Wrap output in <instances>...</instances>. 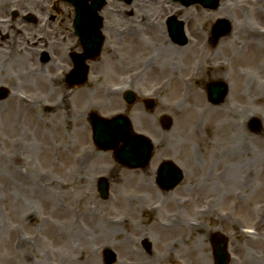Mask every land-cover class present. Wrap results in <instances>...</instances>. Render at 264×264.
<instances>
[{
	"label": "rangeland",
	"instance_id": "374dc122",
	"mask_svg": "<svg viewBox=\"0 0 264 264\" xmlns=\"http://www.w3.org/2000/svg\"><path fill=\"white\" fill-rule=\"evenodd\" d=\"M56 1L0 0V16H6L7 9L18 8L21 12L30 11L41 19V10ZM58 4L62 6V3ZM174 5L169 0H134L131 6L124 7L125 10L134 11L132 27L139 32L134 44L140 51L132 58L124 57L120 65L114 48L129 40L120 42L115 38L116 34L110 38V31H106L107 43L102 61L92 65L87 85L72 94L75 100L71 108L63 103L68 94L60 89L50 92L47 84L41 81L32 83L29 68L24 69L23 66L15 69L7 54L12 48L0 50V63L5 62L7 67L4 68V75L30 83L18 93L10 89L12 94L0 104V264H88V259H79L82 250L77 248L82 236L79 233L85 227L84 220L90 215L101 218L103 214L118 213L121 189H125L122 192L127 197L148 198L150 201L166 197L171 199V204L173 199L182 202L189 200L187 205H181L183 214L179 211L181 220L186 221L188 218L196 219L198 207L206 202L201 196L204 183L206 197L213 199L215 205L221 206L223 203L219 210L223 211L232 203L235 219L238 217L249 223L257 217L256 205L264 201V197L256 199L250 195H256L254 191L259 195V185L264 179V160L263 156L260 157V154H264V144L253 139L250 142L247 137V142L244 141L246 132L234 135L243 119L238 118L233 122L232 112L238 110L244 117L249 111H256L257 115L264 112V107L262 110L259 105L264 102V96H260L263 94L260 83H264V56L255 61L252 57L256 54L254 50L250 52L248 46L243 44L242 50L236 43L253 41L256 46L264 44L257 37L253 39L248 31L264 27V6L256 8L255 0H220L217 10H206L199 5L177 8L186 23L188 44L177 47L179 49L174 56L172 51L157 52L159 44L173 46L168 42L164 22L168 15L176 11ZM118 6L121 5L110 2L105 9L109 16L106 27L115 28L117 15L114 10ZM256 10H260L259 14L255 13ZM213 15H217V18L209 20L208 17ZM108 16L105 14V17ZM145 16L151 18L148 23L153 21L158 24L159 28L154 30L156 33L140 26ZM218 19L230 21L232 31L225 37L231 42L223 47L222 37L217 47L212 46L214 61L227 57L232 59L230 54L234 57L240 54L243 58L238 60L240 62L235 59L231 61L227 71L229 75L219 76L229 86L227 103L224 105L228 110L209 117L204 113L200 99L196 98L197 93L203 96L206 106L214 111L217 106L208 102V82L195 69L203 59L205 44L210 41L211 24ZM236 28L245 29L243 33L247 35H242L238 40ZM25 57L22 61L26 60ZM245 72L247 80L243 75ZM182 81L185 85L181 84ZM127 85L137 92L139 98H154L156 108L149 111L136 104L128 109L122 95L111 99L110 93H119V89ZM250 95L251 108H248L247 97ZM13 96H17L18 100L14 101ZM47 107L50 110H46ZM88 110L107 118L126 112L135 132L146 135L154 143V158L149 172L154 173L159 159L169 158L186 169L184 182L169 196L150 187L139 190L140 185L146 184L145 180L152 183V175L148 176L146 170H124L111 152L100 151L94 145L87 117H80ZM164 115L172 119V125L165 129L161 121ZM260 138L264 139L263 135ZM245 149L249 150L248 155H242ZM213 150L217 154H212ZM233 157H236V162H232ZM226 166L233 167L226 171L229 180L233 181L228 185L229 195L225 200V196L218 195L225 191V187L217 176ZM258 170L263 174L261 179ZM208 172L214 173L210 181L206 179ZM132 174L133 177H129ZM102 176L111 181L110 200L106 203L99 200L97 192V179ZM212 183L214 192L209 187ZM18 192H23V199L25 196L28 198L23 206H18L17 197L12 196ZM103 204H107L108 208L99 211ZM171 208L178 212L175 210L176 204L173 203ZM211 216L204 220L208 230L214 232L221 224L227 225L216 220V211ZM30 217L33 219L29 220ZM152 228L151 231L159 235L154 241L161 247L158 251H162V254H155L156 261L150 264H165L163 243H168L173 237L182 242L177 246L173 260L181 264L210 262L211 246L205 230L198 233L185 230L178 235L171 233L165 237L157 232V228ZM69 253L71 258L68 260Z\"/></svg>",
	"mask_w": 264,
	"mask_h": 264
},
{
	"label": "flooded vegetation",
	"instance_id": "af4514ba",
	"mask_svg": "<svg viewBox=\"0 0 264 264\" xmlns=\"http://www.w3.org/2000/svg\"><path fill=\"white\" fill-rule=\"evenodd\" d=\"M116 10L118 13L115 14L119 18L115 17V28H108L104 24L102 31L105 36V44L107 43L106 31H110V38L116 34L115 38H118L120 42L124 41V39L129 40L127 41L128 43H123L120 46L116 45L114 48L118 62L121 65L124 57L132 58L137 51H140L134 44L137 40L136 34H139V32H136L132 27L133 10H123L122 4ZM40 13L44 19L33 22L27 21L26 12L18 14L16 17L11 13L10 16L9 14L0 16L5 17L0 18V50L6 51V47L12 48L7 53L9 54V61H13L15 69L23 66L25 67L24 69L29 68L31 72L29 75L33 77L32 83L36 84L41 81L42 84H47V89L50 92H57L60 89L64 93H69L70 96L63 103L66 104L67 108H71L75 100L72 94L84 88H76L74 82H70L69 75L75 72L76 57L83 55L81 35L86 36L88 31L86 30L87 23L77 22L75 8L72 6H50L46 11L44 9ZM103 13V15L106 14L108 16L107 12L103 11ZM124 14L127 15V19L124 18ZM175 14L177 17L182 15L180 12ZM108 19L109 16L105 18V20ZM78 27L82 29L78 30ZM164 27L171 40L167 23H164ZM210 41L216 45L219 40L211 39ZM103 53L104 47L102 55ZM24 56H26V60L22 61ZM0 65V87L21 91V88L26 89L27 84L30 85V83L25 81L13 80V76L4 75L6 74L4 69L7 68L6 63L1 62ZM20 74L22 75L23 73L20 72ZM260 86L261 90L264 91V83H260ZM260 96L263 97L264 93L260 94ZM250 101H252L251 95L247 97L248 107H251ZM259 105H261L260 107L263 110L264 102H260ZM46 110H49V108H46ZM263 120L264 116L262 117ZM247 129L250 131L248 125ZM262 148L264 149V146ZM248 153H250L249 150L245 149L243 154L248 155ZM214 154H217V151ZM261 156H263L264 160V154H260ZM225 168L229 170L231 167L226 166ZM261 170H258L259 179L263 177ZM232 181L229 179L222 181L225 191L218 193V195L225 196V200L229 195L228 185ZM220 183H218V188L221 191ZM246 185L248 186V181H246ZM259 187H261L259 195L254 191L256 195L252 194L250 195L251 197L255 196L256 199L264 197V179L260 182ZM159 189L162 190L160 187ZM123 190L121 189L120 191L122 197L117 213L118 219L113 222L110 219L94 218L90 226H85L86 234H81L77 248L82 250L84 255H87L88 264H150L151 261H156L154 257L156 253L162 254V251H158L161 247L157 244V241H154L159 235H156L155 232L153 233L151 228H157L159 230L157 232L163 233L165 237L170 236V232L165 233L163 231L166 229V226H163L166 224L165 221L171 214L177 215L181 219L183 212L180 206L176 204L175 210H178V212L174 211L171 208L173 203L171 204L170 198L166 197L158 201H150L148 198H125ZM164 192L167 194L171 193L168 191ZM173 200L178 201V199ZM221 206L215 205L216 217L227 223V225L223 226L221 224L218 231L229 235L227 250L231 257L230 264H264V201L256 205L257 217L249 223H243L244 230L242 234L235 233L234 204L230 203L228 208H223V211L218 209ZM179 211H181V214ZM86 222L88 223V221ZM94 226H100V229L95 230ZM181 227L184 229L176 231L175 234L178 235L180 232L187 230L182 224ZM252 229H255V231H252ZM200 231L202 230L188 232L198 233ZM254 242L256 243L255 246H253ZM181 243L180 239L174 237L169 239L168 243H163L165 248V253H163L165 254V260L163 262L165 264H181L179 261L173 260L175 251H178L177 246ZM215 249V247L211 249V262L209 264L214 262ZM85 251L92 253L90 254L91 257ZM107 251H112L115 254L113 262L109 263L105 255ZM161 256L159 255L158 257Z\"/></svg>",
	"mask_w": 264,
	"mask_h": 264
},
{
	"label": "water",
	"instance_id": "95a60500",
	"mask_svg": "<svg viewBox=\"0 0 264 264\" xmlns=\"http://www.w3.org/2000/svg\"><path fill=\"white\" fill-rule=\"evenodd\" d=\"M65 2H69L72 4H75L78 7V13L79 14H88L91 18L92 26L94 31H99L101 28L102 20L98 16L99 10L104 5V0H94L92 4L89 6L88 0H63ZM183 4L186 6H191L193 4H202L205 8L209 9H216L219 5V0H181ZM220 26H221V32H220ZM218 36H221L227 31H229V26L227 25V22L220 21L219 27L216 28V31ZM180 37V34L179 36ZM94 41L91 43V47L94 46ZM101 47V38L98 41V45H96V50L89 53L88 51V58H94V56L99 52ZM87 71L83 73V77L81 81H79V84H83L86 80ZM218 92V89H215L212 92V99H215V94ZM223 95L224 92H223ZM222 95V96H223ZM150 107L153 106V104L149 105ZM169 122L168 119H166L165 124ZM94 123V140L97 143V145L103 149V150H115L117 151V156L126 164L132 167H138L143 166L147 163L149 156L151 154L152 146L150 145L149 141L141 136H132L131 135V124L129 120L125 117H116L112 120H102L97 119L96 116H94L93 119ZM120 142L124 143V148L122 151H118L117 147ZM173 167V166H172ZM171 166L170 168L166 169H173ZM168 173V170L166 171ZM171 174H174L175 178H172L171 181L168 178V176L165 177V179H161V182L163 184H168L172 188L178 182L180 181V174L177 170H169ZM169 173V174H170ZM101 192L102 196L106 197L107 192V185L102 184L101 185Z\"/></svg>",
	"mask_w": 264,
	"mask_h": 264
},
{
	"label": "bare ground",
	"instance_id": "6f19581e",
	"mask_svg": "<svg viewBox=\"0 0 264 264\" xmlns=\"http://www.w3.org/2000/svg\"><path fill=\"white\" fill-rule=\"evenodd\" d=\"M255 6H256V8H258V7H262V6H264V0H255ZM262 9V8H261ZM259 11L260 10H256L255 11V13L256 14H259ZM262 17V16H261ZM217 18V15L216 16H210V17H208V19L209 20H211V21H213V20H215ZM262 20H264V17H262ZM149 27H152L153 28V30H152V32H154V33H156L154 30L155 29H157V25L156 24H152V25H150ZM245 30V29H244ZM244 30H242L241 28H236V34H237V36H238V40H240L241 39V36L242 35H247L246 33L244 34L243 32H244ZM249 31V34H251L250 36L254 39V38H256V36L255 35H259V38L257 39V40H262V41H264V30H259V29H252V30H248ZM154 33H152V34H154ZM161 35V34H160ZM229 42H231V41H229V39L228 40H226V38H224V40L222 41V43L221 44H224L223 45V47H225L227 44H229ZM233 43H235L234 41H232ZM236 43L238 44V46L240 45V48L243 50V48L241 47L242 46V44L246 47V46H248V49L250 50V52H251V50H254L255 52H256V54H253L252 55V57H254V60L255 61H259L260 60V58L262 59L263 58V56H264V44L263 45H261V46H256V42H253V41H251V42H248V43H239V42H237L236 41ZM219 44H220V42H219ZM179 48H177V47H173V46H171V45H169V46H165V45H161V44H159V47H157V52L159 53V52H161V53H164L165 51H172V54H174V56L176 55V51L178 50ZM258 49H260V51H258ZM173 51H175V52H173ZM204 56H203V59H202V61H201V63H200V65L195 69L196 70V73L197 74H199V73H201V74H203V79H205V80H209V79H212V78H214V77H217L219 74H222L221 72L223 71V69H224V66L221 64V63H217L216 61H214V57H213V47H211L209 44H207L205 47H204ZM262 52V55L260 54ZM243 55V54H242ZM244 55H245V53H244ZM230 57L232 58V59H230L231 61L232 60H236V61H238V60H241V58H243L240 54H238L237 55V57H236V55H235V57H234V55H232V54H230ZM238 62H240V61H238ZM163 69H164V67H163ZM162 69V70H163ZM157 75V74H156ZM156 75H154V77H156ZM170 80H172V79H170ZM181 84L182 85H185V82L184 81H182L181 82ZM195 85V84H194ZM193 85V86H194ZM193 86H191L192 88H193ZM110 95V97H111V99L113 98V97H115V96H119V93H116V92H112V93H110L109 94ZM18 97L17 96H13V99H14V101L15 100H18L17 99ZM196 98H198V99H200V103H201V105H203V107H204V113H206L209 117H213V115H215V114H221V113H223V112H225V111H227L228 110V108H227V106H221V108H217V109H215V111L210 107V106H206L205 104H204V102H203V96L200 94V93H197V95H196ZM233 113V122L235 121L236 122V120L238 119V118H242L243 119V121H245L246 120V117H244V114L242 113V112H240V111H238V110H235L234 112H232ZM233 122L230 124V125H232L233 124ZM230 125H229V127H230ZM239 132H241V133H243L244 132V130H242V127H239V128H237L236 130H235V133H234V135L236 134V133H239ZM232 133V132H231ZM214 151V150H213ZM150 176H151V174L150 173H148ZM145 181H147V180H145ZM38 185H39V183H38ZM203 185V188L205 189V187H206V185L203 183L202 184ZM40 186V185H39ZM141 187H143V188H145V187H151V184L149 183V184H143V185H141ZM43 191H45L46 192V190H43ZM206 190H204L203 191V195H202V199L203 200H205L206 199V193H204ZM12 196H13V198L14 197H17V201H18V206H23L24 205V203H25V201H26V199H28L26 196H25V198L23 199L22 198V196H23V192H18V194L17 193H13L12 194ZM74 212H75V210H74ZM56 213H58V214H60L59 212H57L56 211ZM31 217H33V214L31 215ZM28 218L29 220H31V219H33V218ZM86 221H88V223L86 222L85 223V225L86 226H90L91 224L90 223H92L93 221H94V217H88L87 219H86ZM163 226H166V229H162L165 233H169V234H171V233H175L176 231H179V230H181V229H184L183 227H181V224H180V222H176V223H169V224H165V225H163ZM188 227H190V226H187V228ZM49 228H51V229H53L52 228V226H50ZM55 229V228H54ZM94 229L95 230H99L100 229V226H94ZM198 228H196L195 230H197ZM187 230H190V229H187ZM79 231V230H78ZM77 231V232H78ZM167 231V232H166ZM190 231H192V230H190ZM79 234H86V232L85 231H81V233H79ZM31 242V241H30ZM173 244H174V242H173Z\"/></svg>",
	"mask_w": 264,
	"mask_h": 264
}]
</instances>
